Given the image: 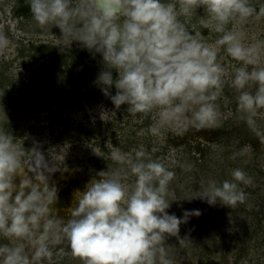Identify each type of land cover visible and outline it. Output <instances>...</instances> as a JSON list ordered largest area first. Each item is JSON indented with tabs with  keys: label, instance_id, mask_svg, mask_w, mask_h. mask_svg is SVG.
Returning a JSON list of instances; mask_svg holds the SVG:
<instances>
[{
	"label": "clouds",
	"instance_id": "9594fccd",
	"mask_svg": "<svg viewBox=\"0 0 264 264\" xmlns=\"http://www.w3.org/2000/svg\"><path fill=\"white\" fill-rule=\"evenodd\" d=\"M26 2L39 26L59 28L60 36H53L55 46L67 49L77 41L100 55L103 67L94 82L115 108L126 105L133 115L156 111L158 119L149 130L159 137L170 127L180 135L189 129L220 127L217 100L226 69L217 59V46H223L228 56L240 62L233 65L230 81L238 118L264 143V63L260 60L264 40L246 43L242 31L227 27L230 22L243 25L264 15V5L257 9L252 0ZM197 8L204 9L213 21L212 30L220 34L214 45L200 32H190L178 18ZM9 43L0 32V48ZM112 87L115 94L109 92ZM237 143L232 145V159L251 155L250 144L237 147ZM111 157L119 166L98 172L85 191L75 190L74 206L64 219L51 207L57 199L55 184H49L57 170L54 161H46L35 146L25 151L6 128H0V238L7 240L0 243V264L50 262V245L62 240L72 255L83 258V264H176L165 237L174 236L179 246L184 245L188 240L179 237V225L200 214L198 209L184 210L177 217L166 211L176 172L150 158L143 144L127 153L113 147ZM230 176L201 181L197 197L209 205L244 203L247 193L242 185H250L252 177L240 167L233 168ZM129 177H134L131 183Z\"/></svg>",
	"mask_w": 264,
	"mask_h": 264
},
{
	"label": "rangeland",
	"instance_id": "374dc122",
	"mask_svg": "<svg viewBox=\"0 0 264 264\" xmlns=\"http://www.w3.org/2000/svg\"><path fill=\"white\" fill-rule=\"evenodd\" d=\"M25 3L0 0V32L10 42L0 48V128H6L25 151L35 146L46 161H54L57 170L49 184L65 189L71 203L67 208L65 197L61 201L59 197L64 194L59 195L57 205L68 210H55L57 216L68 218L75 190L85 191L86 183L98 172L119 166L111 157L113 147L127 153L143 144L150 158L159 159L176 172L169 184L171 202L166 211L177 217L184 210L200 212L179 225V237L188 240L184 245L179 246L174 236L165 237L164 243L173 247L170 255L176 264H264V143L238 118L230 81L233 65L240 62L228 56L223 46H217V59L226 69L223 92L217 100L222 113L220 127L189 129L184 135L170 127L164 137H159L149 130L158 119L156 111L133 115L126 111V105L115 108L94 82L103 67L100 55L90 53L93 63L89 76L82 78V65L75 55L55 46L54 37L60 36L58 27L39 26L30 12L17 14V8ZM252 4L259 9L264 0H252ZM178 18L190 32H200L209 45H214L220 35L212 30L213 21L203 8ZM227 27L242 31L246 43L264 40V15L254 16L243 25L230 22ZM66 50L87 51L77 41ZM260 60L264 63V52ZM116 75L113 71L114 79ZM115 91L114 87L109 89L110 94ZM236 141L237 147L250 144L251 155L232 159ZM237 167L252 177L250 185H242L247 193L244 203L230 207L217 201L209 205L197 197L203 187L201 181L231 179L230 172ZM63 177L71 179L69 187L61 181ZM132 179L129 177L128 182ZM13 182L18 183V178ZM0 243H7L6 238H0ZM50 247L52 260L44 264H83L82 257L71 254L66 240Z\"/></svg>",
	"mask_w": 264,
	"mask_h": 264
},
{
	"label": "trees",
	"instance_id": "16d2710c",
	"mask_svg": "<svg viewBox=\"0 0 264 264\" xmlns=\"http://www.w3.org/2000/svg\"><path fill=\"white\" fill-rule=\"evenodd\" d=\"M20 3L22 4L24 2V0H19ZM17 14H28V12H30L29 10V6L27 4V2L23 5H21L20 7L17 8ZM48 54L52 55V49H47ZM46 52V53H47ZM64 53H68L70 55L74 54L75 58H77L79 61V63L82 65V69L80 71L79 74H81L82 78H86L89 76V70H90V65H92V59H91V54L88 51L85 50H64Z\"/></svg>",
	"mask_w": 264,
	"mask_h": 264
},
{
	"label": "bare ground",
	"instance_id": "6f19581e",
	"mask_svg": "<svg viewBox=\"0 0 264 264\" xmlns=\"http://www.w3.org/2000/svg\"><path fill=\"white\" fill-rule=\"evenodd\" d=\"M64 178V181L63 180H61L64 184H65V186H67L68 185V187H69V185H71V179L70 178H65V177H63ZM57 185V184H56ZM55 185V186H56ZM57 188V187H56ZM62 194H64L63 195V197H65V200H66V207L68 208L69 207V205L71 204L70 203V197L68 196V194L66 193V190L64 189V190H60V189H58L57 188V198H58V196L59 195H62ZM55 206V207H54ZM56 206H58L57 205V199L53 202V204L51 205V207L53 208V209H55L56 211H67L68 209H64V210H60V208H59V206L56 208Z\"/></svg>",
	"mask_w": 264,
	"mask_h": 264
},
{
	"label": "flooded vegetation",
	"instance_id": "af4514ba",
	"mask_svg": "<svg viewBox=\"0 0 264 264\" xmlns=\"http://www.w3.org/2000/svg\"><path fill=\"white\" fill-rule=\"evenodd\" d=\"M59 197H61V198H60V201H61V200L63 199V198H62L63 196H59ZM61 203H62V202H61Z\"/></svg>",
	"mask_w": 264,
	"mask_h": 264
}]
</instances>
